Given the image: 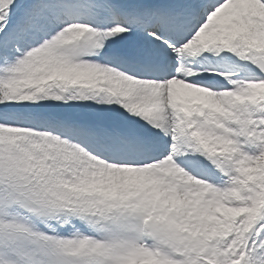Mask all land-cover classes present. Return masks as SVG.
Instances as JSON below:
<instances>
[{
	"label": "snow or ice",
	"instance_id": "snow-or-ice-1",
	"mask_svg": "<svg viewBox=\"0 0 264 264\" xmlns=\"http://www.w3.org/2000/svg\"><path fill=\"white\" fill-rule=\"evenodd\" d=\"M0 264H264V0H0Z\"/></svg>",
	"mask_w": 264,
	"mask_h": 264
}]
</instances>
